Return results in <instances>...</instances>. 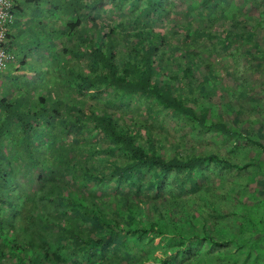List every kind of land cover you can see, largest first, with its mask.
I'll list each match as a JSON object with an SVG mask.
<instances>
[{
  "label": "trees",
  "instance_id": "obj_1",
  "mask_svg": "<svg viewBox=\"0 0 264 264\" xmlns=\"http://www.w3.org/2000/svg\"><path fill=\"white\" fill-rule=\"evenodd\" d=\"M103 1L13 0L15 16L26 17L30 9L31 26L18 37L8 34L7 42L12 43L7 48L16 64L9 66L0 84V264H203V246L230 244L247 248L245 260L251 253L257 257L264 238L260 230L264 219L257 218L256 211L264 201V137L249 132L252 122L245 111L224 108L230 101L227 84L237 81L221 76L225 57L218 54L232 50L252 66L258 79H264L262 13L244 0H197L199 5L178 0L170 8L167 0H107L118 8L127 3L123 10L137 14L101 31ZM231 3L243 4L241 12L257 13L259 20L253 25L239 16L235 21L221 20ZM199 6L212 10L204 14ZM164 20L172 34L182 30L183 39L169 43L154 28ZM211 26L222 28L224 35L212 33ZM119 40L125 41L126 56L119 57ZM213 40L218 54L209 48ZM235 41L240 44L233 50ZM36 51L43 56L37 75L41 89L34 95L26 86L13 98L6 95L2 86H19L22 74L34 73L27 64L28 54ZM49 51L51 59L45 55ZM77 59L86 67H67ZM55 87L79 94L107 92L111 107L140 97L147 105V118L125 120L122 125L112 109L71 104V93L52 96ZM157 110L169 121L160 133L148 122ZM62 114L64 129L78 134L86 128L92 139L102 136V143L87 149H77L74 137H68V152L97 155L99 164L87 166L81 159L71 168L66 153L49 158L55 150L47 145V132ZM174 120L190 122L191 131L198 134L214 131L235 146L257 150L248 148L249 160L244 163L227 153L176 151L165 145V140L175 142L169 137ZM255 124L256 131H262L263 124ZM13 146L21 147L17 152L30 162L34 182L28 193L17 181L21 168L13 167L9 152ZM36 146L45 154L38 155ZM59 165L79 178L78 185L75 179L61 181L56 175ZM233 172L244 178L236 189L228 177ZM215 194L233 197L234 207H223ZM230 220L235 232L221 226ZM157 238L165 248L154 255L148 247ZM118 241L126 244L125 252H117Z\"/></svg>",
  "mask_w": 264,
  "mask_h": 264
},
{
  "label": "rangeland",
  "instance_id": "obj_2",
  "mask_svg": "<svg viewBox=\"0 0 264 264\" xmlns=\"http://www.w3.org/2000/svg\"><path fill=\"white\" fill-rule=\"evenodd\" d=\"M185 2H193L195 3L197 0H183ZM251 1L253 2L254 6L257 7L258 12L260 11L262 14L261 16L258 17L257 13H242L241 9H243V4L240 3H231L229 6L224 8L223 12L221 13V20H236L237 17H243L246 18L248 23L250 24H255L258 20L263 23L264 26V4L262 5L261 0H244V2ZM178 0H167V7H173L176 5ZM199 5V4H197ZM124 7H127V3H124L122 7H114L113 1H103L100 7V12L102 15V23L99 25L101 31H104L105 29H108L107 25H111L112 22H115L116 20L122 21L126 16H135L137 12L135 10L128 12L127 8L125 10ZM199 11H202L204 14L207 13L208 11H211L212 9L207 7L204 9L203 7L198 8ZM215 12H219V10H214ZM229 22V21H228ZM198 24V23H197ZM31 25H23L21 27V33L24 32L25 30L24 27H28ZM58 26V25H57ZM170 23L167 20H164L160 25L155 26L154 28L159 29L162 31L166 37H168V42L173 43L177 38H182L183 39V33L182 30L178 32V35L172 34V30L170 28ZM227 27V25H226ZM209 29H212V33L219 35L222 37L224 35V31H222V28H218L216 26H211ZM83 31L82 28H80V32ZM19 33V32H18ZM186 42H189V39L186 40ZM194 43V41H192ZM196 43V42H195ZM201 44V42H200ZM240 42H233L232 44V49L234 50L236 47H238ZM117 47L119 50V57L124 55H127V50L124 51V47H126L125 41L119 40L117 42ZM128 47V46H127ZM209 48L210 50H213V54H218L219 52V46L216 44V40H213L212 42L209 43ZM232 53H234L232 50L227 51L226 53H220V57H225L223 58L225 61L224 65H221L222 68H219L221 76L222 74L227 75L231 79H235L237 81V84L233 85L231 83L227 84V89H228V94L227 97L230 99L228 104H225L224 108H240L245 113L248 115L249 120L252 122V124L249 126V132L250 133H257L256 135L259 136V138L264 137V82L262 83V80L264 79H258L256 74H254V70L252 66L249 65L247 61H245L244 58H241L239 54L234 53L235 55L232 56ZM28 54V53H27ZM122 54V55H121ZM30 58H28V66L32 68L31 72H34L33 74H28L24 75L22 74V83L19 86H12L10 85H5L2 86L5 88L6 95H10V97L13 98V96H17L19 92H23V88L26 86H29L30 90L34 92L36 95V91L41 89L39 86L40 80L38 74L40 75V72L42 70V67L39 68L40 66V57L42 56V53H38L36 51L35 54L30 55ZM48 56V58H52L54 55L52 51L48 52L45 54ZM43 57V56H42ZM22 57H19V61H21ZM183 64V62H179L180 64ZM69 66H83L82 68L86 67V63L83 64L81 61L78 59L75 61H70ZM170 68H172V71H176V67L172 66V63L167 64ZM262 68L264 69V62L262 63ZM24 79V81H23ZM8 84V83H7ZM188 91V90H187ZM71 93V98H70V103L73 104L75 101L79 102L82 106L85 105H91L92 107H96L98 110L101 109H112L114 113L117 115L119 118L120 123L123 125L125 123V120H133L137 119L141 121L142 119H145V112L147 109V105L142 103V100L140 97L138 98H133L129 103H126L123 106L120 107H111L110 105V100H111V95L107 92L103 94H96L92 93L91 91L87 92L86 94H79L75 90H61L58 88H54L52 92V96L55 97H63V94H69ZM221 92H217V95H219ZM254 93H259L261 94V98H254ZM48 94V92H46ZM222 95V93L220 94ZM69 117H75L76 114H72L68 112ZM66 117L65 114H62L60 117H55L52 120V129L50 132H47V128L45 127L44 130L47 132V139L49 140L47 142V145H52L53 149L55 150L54 153H50L48 156L50 159H52L55 156L59 157V153L65 154L67 159L65 162L70 165L71 168L74 167V164L76 162L80 161L81 159L83 161H86L87 166L94 165V164H99L98 162V156L94 155L92 157L88 156L86 157L83 155V150H79L76 152V155L73 156L69 150L70 143L68 142V137H74L75 143H76V148H91L90 145H94V143L97 142H103L102 136H98L95 138H91L90 132L87 130L84 131L86 128H82L83 133H78L75 130L70 129L69 131L64 129V125L62 126L63 122L62 119ZM149 120L148 122L152 123L153 128H157L155 131L160 133L161 129H166L169 121L167 119L163 118V115L160 111H152L150 116L148 117ZM81 121H86L85 119H82ZM258 121L261 124H263V129L262 131H256V127L254 125L255 122ZM147 124V123H146ZM172 129H170L169 132V137L170 139H175V142H167L165 140V145H168L170 148L175 149L176 151H186L189 148H196L200 149L204 153L208 152H214V153H227L229 157L234 159L238 163H244L249 160L248 158V148H252L257 150L256 147H244V146H235L234 142L232 140H225L221 138L217 133L214 131H207L205 130L202 134H198L197 131H191L190 126L191 123L185 122V121H178L174 120L170 122ZM167 135V134H166ZM77 141V142H76ZM73 142L72 145H75ZM37 147V154L38 155H43L45 154L44 149L41 147ZM47 147V146H46ZM95 147V145H94ZM93 147V148H94ZM21 149V147H18ZM18 148L15 150L14 146L9 150L10 154L15 156L11 157L13 159V167L16 168L17 165L21 168L20 175L17 177V181L19 182V187L22 190H25L27 193L32 190V184L34 180L32 181L31 176H30V162L27 159V156H21L19 155ZM58 151V152H57ZM94 151V150H93ZM90 154V153H88ZM95 154V153H94ZM82 162V161H80ZM63 165H59L58 170L60 171L56 175H58L61 178V181H70L72 179H75L74 183L78 185V179L75 178L76 175L73 174H66L65 171L62 169ZM214 173L217 174L219 172V169H213ZM231 181L235 182L234 189L238 188L241 186V182L244 180L242 176H239L238 173L233 172L228 176ZM229 184L233 186V182L229 181ZM213 191V190H212ZM210 191V192H212ZM215 196L217 201L223 206V207H234L233 204V197H226L222 199L220 196L217 194L213 195ZM257 211V218L262 216V219H264V201H262L258 208L256 209ZM221 226L225 227L228 229L230 232H235L236 231V226L232 220L230 222H224L221 224ZM224 229V228H223ZM260 230L264 232V223L260 225ZM116 250L117 252H125L126 244L124 241H122V244L118 241L116 244ZM165 248L164 243L160 239L157 238L153 245H149L148 249L154 254V255H159L161 254V251ZM202 250V258L203 264H242L245 262V264H264V238L262 241V244L257 252L258 256L255 257L256 255L254 253H251V256L248 258V260H245V254L247 252V248L244 247L242 250L238 249L234 244L227 245L223 248L219 247H207L203 246L201 248Z\"/></svg>",
  "mask_w": 264,
  "mask_h": 264
},
{
  "label": "built area",
  "instance_id": "obj_3",
  "mask_svg": "<svg viewBox=\"0 0 264 264\" xmlns=\"http://www.w3.org/2000/svg\"><path fill=\"white\" fill-rule=\"evenodd\" d=\"M14 20L13 0H0V74L16 64L15 56L7 48V36Z\"/></svg>",
  "mask_w": 264,
  "mask_h": 264
},
{
  "label": "crops",
  "instance_id": "obj_4",
  "mask_svg": "<svg viewBox=\"0 0 264 264\" xmlns=\"http://www.w3.org/2000/svg\"><path fill=\"white\" fill-rule=\"evenodd\" d=\"M26 17L25 16H22V18H19V16H15V20H14V23L11 25V28H10V31L8 34H10V36L13 38L15 37V35L18 37L19 35H22L24 34L26 31H28L29 28L27 27H24L25 30H23L24 32L21 33V27L24 25H31V23L29 22L28 18H30L29 16L31 15V11L29 8L26 9ZM29 27V26H28ZM19 32V33H18ZM14 41V40H13ZM8 43L11 44V40H8ZM19 61V59H18ZM19 62H17L18 64ZM17 65H15L13 68H16ZM9 71L7 70L6 72H3L1 75H0V84L4 82V79H5V74H7Z\"/></svg>",
  "mask_w": 264,
  "mask_h": 264
}]
</instances>
